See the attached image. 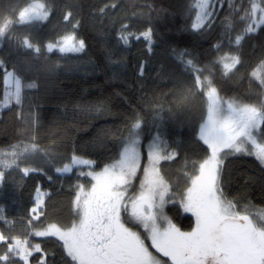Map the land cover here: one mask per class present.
Segmentation results:
<instances>
[{"label": "snow or ice", "instance_id": "6c2138e0", "mask_svg": "<svg viewBox=\"0 0 264 264\" xmlns=\"http://www.w3.org/2000/svg\"><path fill=\"white\" fill-rule=\"evenodd\" d=\"M132 15L139 27L116 0L92 12L111 38L110 65L123 63L116 54L133 40L153 55L165 39L154 21L172 19L167 63L151 87L145 58L135 97L85 90L49 119L38 81L61 62L81 69L69 64L87 48L79 5L15 0L0 9V48L25 53L0 57V113L18 124L0 140V191L28 192L15 215L0 206V264H264V207L252 197L259 183L264 204V52L243 57L245 42L264 36V0H183L178 13L146 3ZM237 74L247 87H225ZM176 126L186 138H171ZM234 161L258 177L234 175Z\"/></svg>", "mask_w": 264, "mask_h": 264}, {"label": "trees", "instance_id": "16d2710c", "mask_svg": "<svg viewBox=\"0 0 264 264\" xmlns=\"http://www.w3.org/2000/svg\"><path fill=\"white\" fill-rule=\"evenodd\" d=\"M14 2L15 0H0V9H7ZM67 2L69 0H56L58 4ZM73 2L79 5L80 15L83 17L84 27L80 30V34L86 39L87 48L84 53L78 54V60L74 57L72 61H69V64L79 63L82 66L79 71H66L64 62H61V67L55 75L48 77L40 75L38 81L40 89L36 95L38 98L43 99L42 111L49 114V119L52 114L58 111L57 104L66 100L76 99L85 90H87L90 98H96L101 95L107 96L114 90H120L130 97H135L138 94V66L140 61L145 58L149 59V67L144 83L151 87V76L154 74V69L161 62L167 63V40L171 36L170 30L174 31L175 28L171 18L154 21L157 31L165 37V39L160 40L156 44L154 54L149 57L146 46L142 42L133 40L129 47L121 48L116 54V57L122 59L123 63L121 65H110L104 58V48L111 46V38L100 34L99 30L106 25H101L99 19L94 20L92 12L95 8L102 6L104 2H112V0H73ZM116 2L123 4L127 8L128 20L134 21L136 26L139 27L143 21L140 20L139 16H133L132 13L133 11L138 12L139 8L146 3H152L157 9H167L170 13H178L183 0H116ZM176 19H179L178 15ZM56 23L57 21L54 20L53 24ZM93 25H95V31L93 30ZM51 30L52 25H49L48 29L40 33L41 38H45ZM262 52H264V36L256 35L245 42L243 57L246 60H253ZM24 56L25 53L23 51L9 48L7 44L0 48V57L11 60L17 57L22 59ZM53 59L55 58L53 57ZM93 64L98 67V71H91ZM85 69H88V71L86 72ZM114 72L118 76L116 80L112 79ZM239 75L237 74L233 81L226 84L225 87L237 90L245 89L247 87L246 81L237 83ZM0 89H2V84H0ZM5 124L7 125L6 129ZM17 128L18 124L13 114L7 111L0 113V140L16 135ZM46 132L47 123L45 128L41 130V135H45ZM88 134L86 126L82 124L78 135L87 138ZM187 134V129L180 126H176L170 131L171 138L175 140L186 138ZM230 166L234 175L237 171H241L258 177V173L247 162L234 161ZM237 180L240 182L241 178L237 177ZM252 197L258 207H264L260 199L259 183L253 186ZM14 200L18 203H12ZM27 202V191H24L22 195L13 191L11 187L0 191V206H3L9 215H15L17 210ZM17 227H22V225L18 223Z\"/></svg>", "mask_w": 264, "mask_h": 264}]
</instances>
